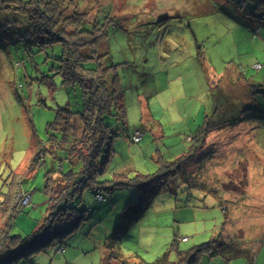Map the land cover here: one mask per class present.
Here are the masks:
<instances>
[{"label":"rangeland","instance_id":"374dc122","mask_svg":"<svg viewBox=\"0 0 264 264\" xmlns=\"http://www.w3.org/2000/svg\"><path fill=\"white\" fill-rule=\"evenodd\" d=\"M244 1L240 6L236 0H80L86 26L95 21L106 30V58L116 64L113 70L124 91L125 124L105 117L119 136L96 176L102 182L98 186L115 174L156 173L158 160L189 150L206 115L212 128L183 164L184 173L154 195L137 220L125 219V209L138 198L135 189H101L102 200L86 189L69 203L85 210L79 228L30 255L25 264H120L106 256L110 238H116L113 250L124 257L154 262L170 249L169 259L176 262V249H171L175 238L177 249L185 251L221 231L226 239L256 251L258 264L264 262V123H224L249 114L245 106L254 96L264 102V19L258 31L248 26L246 17L255 4ZM13 26L0 25V199L12 187L18 189L16 202L19 194L31 196L27 206H18L11 229L25 236L46 214L51 194L63 192L62 173L80 170L82 163L69 161L75 138L67 137V145L59 141L67 151L46 153L44 164L27 180L15 172L25 169L32 156L33 134L50 148L47 124L82 111L83 99L79 87L62 83L57 69L62 45L40 48L26 35L14 34ZM144 108L150 112L146 119ZM69 118L81 140L79 115ZM136 131L143 133L139 142L132 141ZM57 132L51 134L60 136ZM4 223L0 216V226ZM260 244L263 249L257 252ZM212 259L220 258L203 254L197 264H215Z\"/></svg>","mask_w":264,"mask_h":264},{"label":"trees","instance_id":"16d2710c","mask_svg":"<svg viewBox=\"0 0 264 264\" xmlns=\"http://www.w3.org/2000/svg\"><path fill=\"white\" fill-rule=\"evenodd\" d=\"M232 1L222 0V3H234ZM236 1L240 6L245 5L244 0ZM250 1L255 4V7L246 18L250 20L248 26L256 28L259 26L258 23L264 19V12L257 13L258 10L264 9V0ZM82 6L80 0H0V25L13 24L16 29L13 31L14 34L26 35L30 38V43L32 42L40 48L56 42L62 45L63 52L58 59L59 66L57 68L60 69L58 72L62 75V83L79 87L83 99L82 111L76 113L67 111L71 115L61 117L66 120L47 124L49 138L46 142H49L50 148H46L45 144L33 134L32 156L24 169L23 176L21 174V176H15L25 181L44 164L43 156L46 153H54L55 156V148L66 152L67 148H62L61 145H67L65 144L67 137H74L75 142L80 141L79 147L74 145L73 141L69 153L71 163H82L80 170L76 174L73 170L62 173L63 192L56 193V195L51 194L46 214L36 224L32 232L25 236L11 232L15 213L19 208L15 201L18 189L12 187L10 192L3 194L4 196L0 199V216L5 218V223L0 226V264H25L28 261L27 257L33 253L44 250L54 240H62L75 232L86 219L85 210H78L69 203L75 198L79 200L82 192L86 189L94 191L96 195L100 194L101 189L108 191L117 187L135 189L138 198L129 203L125 209V212H128L125 219L137 220V217H140L141 213L145 211L151 198L177 174L184 173L183 164L190 161L193 149L205 141L212 128V122L206 115L205 120L198 126L191 139L192 144L189 150L168 161L159 162L158 160L159 168L156 173L137 174L131 178L124 174H115V179L104 182L106 183L104 187L98 186L102 182L97 183L96 176L103 172L104 164L114 152L113 143L119 136V133L113 131L111 126L106 123L105 117L115 116L117 120L125 124L124 91L119 87L117 73H114L113 70L116 64H110L106 58L108 52L105 51V41H103L106 30L104 26L95 21L90 27H87L88 19L85 12L83 13L81 10ZM258 30L256 28V31ZM250 91L252 93V90ZM261 92L264 94V90ZM261 101L262 99L257 101V96H254V99L252 98V101L245 106V109L251 111L249 113L245 110L244 113L248 112L249 114H245L243 118L224 120V123L229 127L250 119H261L264 123V105H262L264 102ZM73 114H78L83 123L81 140L75 137L74 126L69 118ZM55 130L59 131L57 134L61 132V135L51 134ZM59 141L62 143L61 145ZM81 147H83L81 151L74 153L76 148L81 149ZM48 173L47 171L46 182L50 187L51 177ZM133 210L136 213L131 217ZM224 218L226 220V215ZM117 234V232L114 233L115 236ZM184 238L181 240L184 241ZM114 239L116 238L106 240L108 241L106 256L108 260H117L120 264H197L198 258L203 254L211 257L219 256L227 262L239 256L252 258L254 255L253 251L242 248L240 243L223 237L222 231L211 240L185 251L177 249L178 240L175 238L171 243V249H176V262L169 259L170 249L154 262L137 259L139 257L137 255H133L134 259L128 256L124 257L120 252L117 253L113 250L116 246Z\"/></svg>","mask_w":264,"mask_h":264},{"label":"crops","instance_id":"0c3cea01","mask_svg":"<svg viewBox=\"0 0 264 264\" xmlns=\"http://www.w3.org/2000/svg\"><path fill=\"white\" fill-rule=\"evenodd\" d=\"M144 110H145V117H144V119H146V116L148 115V116H150V112L149 111H147L145 108H144ZM142 133V132H141ZM81 135V134H80ZM142 135H143V133H142ZM32 149V148H31ZM31 155H32V151H31ZM31 157V156H30ZM30 159V158H29ZM28 159V160H29ZM76 163V162H75ZM26 165V164H25ZM23 170L24 169H21L20 171H16L15 172V175L16 176H19L20 174L22 175V173H23ZM20 175V176H21ZM20 178V177H19ZM62 186H64L63 185V183H62ZM264 244V243H263ZM263 244H260V246H258V248L256 249L257 250V252H261L262 251V249H263ZM255 254H256V251L254 252V255H253V257L252 258H247V257H244V256H239V257H237V258H244L245 260H247L248 262H250L251 264H258V258L259 257H257V254H256V256H255ZM214 257H216V258H220V259H212V260H215V264H243V263H241V261H236V260H239V259H237V258H234V259H232V260H230V261H225L223 258H221V257H219V256H214ZM115 264H116V262H115ZM260 264H264V262H262V263H260Z\"/></svg>","mask_w":264,"mask_h":264},{"label":"built area","instance_id":"2783aa9c","mask_svg":"<svg viewBox=\"0 0 264 264\" xmlns=\"http://www.w3.org/2000/svg\"><path fill=\"white\" fill-rule=\"evenodd\" d=\"M255 68L259 69L260 66L256 65ZM141 136H142V134L139 131H136L134 136H132V141L133 142H139V140L141 139ZM96 197L98 200H102L101 194H97ZM30 201H31L30 195H27V194H19L18 195V201H17L18 206H20V207L27 206L30 203ZM183 240H185V238Z\"/></svg>","mask_w":264,"mask_h":264},{"label":"bare ground","instance_id":"6f19581e","mask_svg":"<svg viewBox=\"0 0 264 264\" xmlns=\"http://www.w3.org/2000/svg\"><path fill=\"white\" fill-rule=\"evenodd\" d=\"M141 139H142V137H141ZM141 139H140V140H141ZM140 140H139V141H140Z\"/></svg>","mask_w":264,"mask_h":264}]
</instances>
